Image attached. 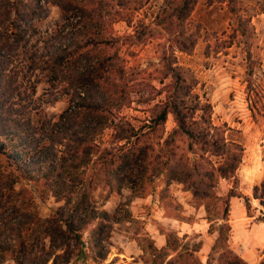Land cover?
Returning <instances> with one entry per match:
<instances>
[{
    "label": "trees",
    "instance_id": "16d2710c",
    "mask_svg": "<svg viewBox=\"0 0 264 264\" xmlns=\"http://www.w3.org/2000/svg\"><path fill=\"white\" fill-rule=\"evenodd\" d=\"M148 1L0 0V264H71L85 233L93 260L104 261L113 215L99 208L94 191L130 186L145 195L162 175L161 197L177 181L205 208L216 234L205 264H250L230 246V202L243 198L248 212L252 199L264 206V178L252 197L239 190L244 148L213 124L212 105L194 92L198 79L176 56L197 44L188 20L198 0H164L153 22L169 37L158 43L161 67L149 73L128 66L122 48L153 38L151 24L140 19L126 35L113 29L132 24ZM48 6L66 22L44 30ZM60 100L66 107L48 113L46 105ZM135 101L152 104L138 123L122 113ZM222 179L231 183L225 194L216 191ZM21 181L40 183L63 204L42 217L31 191L17 187ZM162 234L163 247L149 239L146 264H204L196 245L174 230Z\"/></svg>",
    "mask_w": 264,
    "mask_h": 264
},
{
    "label": "rangeland",
    "instance_id": "374dc122",
    "mask_svg": "<svg viewBox=\"0 0 264 264\" xmlns=\"http://www.w3.org/2000/svg\"><path fill=\"white\" fill-rule=\"evenodd\" d=\"M163 3L164 0H149L136 13L132 24L120 21L113 25L116 34L126 35L135 32L140 19L151 24L153 38L130 49L122 48L128 66L147 73L161 67L162 47L158 43L166 42L169 35L153 20ZM48 10L49 16L39 22L42 29L66 22L57 6H48ZM188 27L190 31H198L197 44L191 53L176 51L178 64L189 68L198 79L194 92L212 105L213 124L226 128V137L243 146V161L238 169L239 190L252 197L254 185L264 178V0H198ZM169 81L170 78L165 79V83ZM153 83L162 86L159 80ZM162 99L164 95L158 96L152 104ZM66 104L65 100L51 101L46 110L50 114L59 113ZM151 105L135 101L122 113L138 123V119L149 114ZM174 125V118L169 115L167 130ZM17 187L31 191L42 217L53 214L63 204L56 197L43 194L40 183L21 181ZM165 187L162 175L145 195H134L130 186L120 191L108 192L101 188L94 191L99 208L113 215L107 244L109 252L104 261L96 263L85 233L83 252L75 254L71 264H146L145 247L149 239L157 247H163L166 236L162 231L169 230L176 231L189 245H196L199 249L196 255L205 264L216 234L209 232L204 206L197 205L191 190L183 183L172 182L161 197ZM230 187V181L222 179L216 191L225 194ZM251 202L248 212L243 198H231L230 246L250 264H259L264 258V221L261 219L264 206L258 199ZM211 258L215 263V257Z\"/></svg>",
    "mask_w": 264,
    "mask_h": 264
}]
</instances>
